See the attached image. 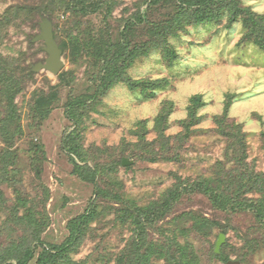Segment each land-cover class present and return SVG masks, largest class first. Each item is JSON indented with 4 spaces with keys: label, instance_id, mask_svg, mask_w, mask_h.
Segmentation results:
<instances>
[{
    "label": "rangeland",
    "instance_id": "obj_1",
    "mask_svg": "<svg viewBox=\"0 0 264 264\" xmlns=\"http://www.w3.org/2000/svg\"><path fill=\"white\" fill-rule=\"evenodd\" d=\"M53 1L56 4L59 0ZM107 1L112 4L108 23L117 36L125 20L146 8L149 0ZM45 2L48 0H0V61L5 69L2 71L14 81V89H20L14 97L16 121L10 126L13 131L18 126L22 132L14 134V145L7 149L1 120L7 116L10 104L0 84V158L4 149L11 152L8 170L14 171L10 175L28 199L15 210L16 189L5 182L9 171L2 172L0 159V256H5L12 246H18L19 258L21 247H36L39 252L44 243H63L68 223L98 201L99 214L72 253V261L129 264L124 254L134 240H139V235L131 221L122 217L123 205L141 208L161 200L178 185L183 189L198 182L207 181L227 190L230 174L240 176L247 171L238 160L231 161L235 154L230 152L229 141L223 137L216 117L241 130L247 146L245 162L250 170L264 173V49L246 38L250 29L245 25V15L232 22L230 12L237 7L249 9L264 19V0L231 1L218 21L191 26L178 37H171L169 43L176 54L172 62H167L162 49L136 60L128 71L132 79L166 81L167 85L153 99L145 100L140 91L120 84L95 109L89 110L84 119L81 152L87 164L96 170L95 181H85L73 174L70 155L63 146L65 132L76 128L65 115L66 104L90 89L94 70L85 57L75 62L68 52L64 55L66 66L58 76L47 71L34 72L35 65L48 58L43 42L31 43L41 32L45 14L33 17L29 16L31 11H24L21 19H9L10 11L18 6L30 9ZM74 18L71 14L56 13L55 32L60 40L65 38L61 32L66 33ZM87 20V26L101 27L104 16L94 13ZM70 72L71 79L62 83L61 76ZM196 95H201L204 102L197 110L201 120L183 140V122L190 119L189 106ZM164 112L167 116L161 117ZM39 146L45 150L44 157L36 152ZM125 159L130 165H123ZM216 180H222L224 185ZM235 186L233 183L231 188ZM248 197L258 199L260 195ZM32 201L37 204L32 212V221L36 223L20 222L18 218L31 215L28 212ZM188 214L208 220L213 229L207 233L192 219L180 223L186 230L177 232L178 243L195 255L197 264H226L215 253L221 234L226 235L222 249L230 260L243 258V264H264V228L254 213L219 210L197 189L184 191L166 217L148 229L147 244H165V240L169 243L176 234L170 222ZM31 234L39 235V240L31 242ZM255 240L259 248H253ZM14 258L8 263L18 264ZM151 264L168 263L154 255Z\"/></svg>",
    "mask_w": 264,
    "mask_h": 264
},
{
    "label": "trees",
    "instance_id": "obj_2",
    "mask_svg": "<svg viewBox=\"0 0 264 264\" xmlns=\"http://www.w3.org/2000/svg\"><path fill=\"white\" fill-rule=\"evenodd\" d=\"M50 1L53 0H48V2L40 6L30 9L18 6L10 11L9 19L12 22L21 19L24 11H31L29 16L33 17L44 13L54 24L55 39L64 55L69 52L70 59L75 62L79 58L85 57L90 67L94 70L91 75L90 89L85 94L72 98L66 104L65 115L76 128H70L65 132L63 146L70 155V161L74 168L73 174L85 181H95L96 170L87 164L81 152L82 133L85 130L83 128L85 125L84 119L89 110L95 109L98 102L100 103L110 90L120 84H126L131 91H140L145 100L153 99L156 92L167 85L166 81L132 79L128 71L136 60L149 56L153 50L162 49L167 62H172L176 58V54L169 43L171 37H178L191 26L195 27L218 21L222 11L230 7L231 1L235 3V0H149L145 3L146 8L139 9L136 14L125 20V23L119 28L117 36L113 34L110 23H108V17L112 15V4L107 0H59L56 4L55 1L49 3ZM164 9L168 10L163 11ZM60 12L76 17L66 28V33L60 31L62 36L65 35L63 40H60L59 34L55 32L54 23L56 13ZM230 12L232 22L236 21L241 14L247 16H244V21L246 27L250 30L246 38L254 40L257 45L264 49V24H261L264 19L249 9L242 10L237 7L235 10H230ZM94 13H103L104 20L101 27H94L91 24L87 26V19ZM27 19L24 18V20ZM2 70L5 69L0 61V79H2L0 84L2 85L5 98L10 104L7 116L1 120L4 139L8 144L7 149H9L14 145V134L21 131L18 126H15L14 131L11 129L13 122L16 121L14 97L20 89H14V81L9 78L6 71ZM71 76V72L66 74L65 77L61 76L62 83L70 80ZM89 102H95V105H89ZM42 103L43 101L40 102V104ZM203 105L204 102L201 95H196L191 99L189 106L190 119L185 123L183 122L185 128L183 140L194 132L192 128L200 122L201 119L197 117V110ZM164 115L167 116L164 112L161 117ZM215 119L218 126H220L223 137L229 141L230 152L232 153L233 151L235 154L231 157V161L238 160V163L243 165V169L247 171L238 174L240 176L230 174L229 181L225 185L227 190L221 189L219 185L213 187L207 181L198 182L183 189L178 185L163 196L161 200L150 202L147 206L141 208H133L134 204L131 206L123 205L120 209V213L124 215L122 217L131 221L135 227V233L139 235V240H134L129 250H127L128 257L126 256L127 254H124L129 260V264H151L154 255L158 258H165L168 264H197L195 255L192 252L187 253V247L178 243L179 235L177 232L180 233L186 230L184 227L181 228L183 225L180 224L184 219H192L196 225H201V228L207 233H211L213 230L212 226L206 219L193 214L186 215V218L184 216L174 218V221H171L170 224L175 226L174 232L176 234L169 243L165 240L163 241L165 244H161V242L147 244L148 229L151 226L156 227L166 217V214L171 210L172 204L180 199L184 191L190 192L193 189H197L203 192L209 197L213 206L222 211H231L233 213L251 211L264 228V173H258L254 169L250 170V166L245 162L247 146L241 130H238L237 127L229 126L223 118L216 117ZM262 136L264 143V133ZM37 151L43 157L45 156V150L42 146L37 147ZM10 155H12L11 152L6 149L1 153L2 172L9 171ZM222 166L224 167L223 163ZM10 171L12 174L14 173V171ZM10 171L5 174L4 179L5 182H8L16 189L18 204L15 210L18 211L19 206L26 204L28 199L27 197L24 198V195L17 188L16 180L11 177ZM216 181L218 184L224 185L222 180ZM229 183L231 184L229 185ZM233 183H236L235 189L231 188ZM103 194L105 195V192ZM249 194H258L260 198H249ZM0 196L3 197V195ZM98 204V201L92 202L85 213L75 217L68 223V235L63 243H44L40 247L39 252L36 247H21L22 256L19 258L18 246H12L8 250L9 255L6 253L5 256H0V264H9L8 261L12 256L15 257L14 259L18 261V264L30 262H35L34 264H74L71 255L79 247L80 241L90 224L97 218L99 214ZM36 205L33 203L32 208L29 210L28 213L31 215L18 218V220L34 225L36 222L32 220H34L35 214H32V212H34ZM35 229H33L34 233ZM30 237L32 238L31 242H34V239L39 240L40 236L34 237V234H31ZM252 245L253 248H259V242L256 240L253 241ZM222 248L219 251L216 250V257L227 264L230 258L223 252ZM249 249H252L251 245ZM241 259L243 260V258ZM120 261L121 259H119ZM240 262L243 264L242 261Z\"/></svg>",
    "mask_w": 264,
    "mask_h": 264
},
{
    "label": "water",
    "instance_id": "obj_3",
    "mask_svg": "<svg viewBox=\"0 0 264 264\" xmlns=\"http://www.w3.org/2000/svg\"><path fill=\"white\" fill-rule=\"evenodd\" d=\"M41 32L35 38L31 40V43L43 42L45 44L44 51L48 55L46 61L38 62L33 71L38 73L41 71H47L54 76H58L65 68L66 63L64 61V53L60 48L54 35V24L52 20L44 15L40 23ZM130 161L125 159L123 161L124 166L130 165ZM226 240V235L221 234L217 243L216 250L219 251ZM227 264H241L238 260H229Z\"/></svg>",
    "mask_w": 264,
    "mask_h": 264
}]
</instances>
